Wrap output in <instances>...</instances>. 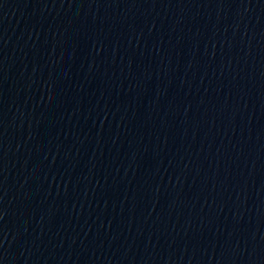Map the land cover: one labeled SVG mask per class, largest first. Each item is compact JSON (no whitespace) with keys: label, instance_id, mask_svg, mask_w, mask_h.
I'll return each instance as SVG.
<instances>
[{"label":"water","instance_id":"water-1","mask_svg":"<svg viewBox=\"0 0 264 264\" xmlns=\"http://www.w3.org/2000/svg\"><path fill=\"white\" fill-rule=\"evenodd\" d=\"M0 264H264V0H0Z\"/></svg>","mask_w":264,"mask_h":264}]
</instances>
